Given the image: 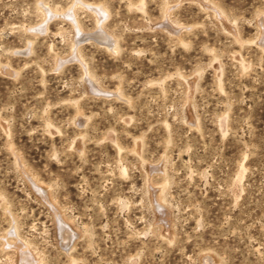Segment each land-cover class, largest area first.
Instances as JSON below:
<instances>
[{"label": "rangeland", "instance_id": "obj_1", "mask_svg": "<svg viewBox=\"0 0 264 264\" xmlns=\"http://www.w3.org/2000/svg\"><path fill=\"white\" fill-rule=\"evenodd\" d=\"M0 264H264V0H0Z\"/></svg>", "mask_w": 264, "mask_h": 264}, {"label": "bare ground", "instance_id": "obj_2", "mask_svg": "<svg viewBox=\"0 0 264 264\" xmlns=\"http://www.w3.org/2000/svg\"><path fill=\"white\" fill-rule=\"evenodd\" d=\"M38 185V184H37ZM39 186V185H38ZM40 190H41V192L42 193H44V191L42 190V188H40ZM63 222L65 223V220L63 219ZM60 224H61V236H62V239L64 240V241H70L72 238V232L68 229V227H67V225L66 224H64V226H63V223H62V221L60 220Z\"/></svg>", "mask_w": 264, "mask_h": 264}, {"label": "water", "instance_id": "obj_3", "mask_svg": "<svg viewBox=\"0 0 264 264\" xmlns=\"http://www.w3.org/2000/svg\"><path fill=\"white\" fill-rule=\"evenodd\" d=\"M90 38V37H89ZM91 39H94V37H91ZM95 40V39H94ZM101 44H104V43H101Z\"/></svg>", "mask_w": 264, "mask_h": 264}]
</instances>
